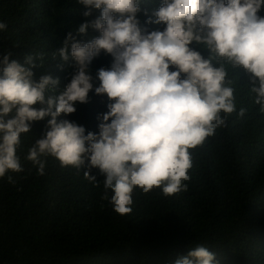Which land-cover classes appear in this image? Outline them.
Returning a JSON list of instances; mask_svg holds the SVG:
<instances>
[{
  "label": "trees",
  "instance_id": "1",
  "mask_svg": "<svg viewBox=\"0 0 264 264\" xmlns=\"http://www.w3.org/2000/svg\"><path fill=\"white\" fill-rule=\"evenodd\" d=\"M139 3L140 27L163 31L166 24L148 23L156 19L154 12L163 0ZM88 10L78 0H0V22L7 24L0 30V67L10 53V62L30 68L34 81L45 75L58 78L46 97L59 95L75 72L71 42L69 60L59 55L68 33L81 43L100 35L91 26L86 34L78 33L82 23L101 15L92 8L85 17ZM258 15L264 17L262 9ZM189 47L205 59L212 55L202 43L193 41ZM113 59L104 50L93 59L88 71L94 87L88 102H77V111L61 114L58 121H74L86 134L99 133L98 116L107 113L113 101L95 93L100 85L97 72L110 68ZM213 65L219 67L215 60ZM232 69V79H226L232 81L228 86L234 88L236 111L221 113L226 126L190 149L193 167L191 179L185 181L187 190L164 196L160 188L147 194L136 188L132 212L124 216L102 199L104 176L97 168L91 170L97 177L91 182L85 179L86 168L61 167L58 159L42 155L45 168L39 174V165L26 157L51 117L32 122L17 147L23 171L9 170L0 177V264H175L197 245L214 253L218 264H264V113L254 103L252 81L246 80L252 74L242 66ZM241 108L246 109L243 117Z\"/></svg>",
  "mask_w": 264,
  "mask_h": 264
},
{
  "label": "clouds",
  "instance_id": "2",
  "mask_svg": "<svg viewBox=\"0 0 264 264\" xmlns=\"http://www.w3.org/2000/svg\"><path fill=\"white\" fill-rule=\"evenodd\" d=\"M101 15L82 23L78 33L91 26L100 32L90 42H77L70 32L59 55L71 58L75 72L57 96L46 97L49 86L59 84L51 75L33 80L34 73L9 55L0 67V177L11 170L23 171L17 156L21 134L31 131V123L47 121L42 136L29 149L27 160L39 165L44 174L42 155L59 160L61 167L86 168L85 179L95 182L93 168L104 176V195L121 215L132 212V193L145 194L160 188L164 196L186 191L193 167L190 149L201 146L217 128L226 126V116L236 111L233 69L243 67L252 76L254 103L264 113V0H163L148 23L166 24L163 31L148 32L140 27L139 0H78ZM7 24L0 22V30ZM207 46L212 55L205 59L189 45ZM113 56L110 68H100L95 87L113 102L109 111L98 116L99 133L61 114L77 111L76 103H87L93 90L89 65L101 51ZM42 55V54H41ZM33 57L27 62L32 64ZM219 67L213 65V61ZM229 64V65H225ZM232 67H231V66ZM174 67L176 70H172ZM183 74V75H182ZM239 76H241L239 74ZM242 77V76H241ZM243 78V77H242ZM258 78V79H257ZM46 105L36 108L34 105ZM246 109L241 108L243 117ZM11 114V115H10ZM10 117V118H9ZM12 182V177H8ZM109 190L111 195L109 196ZM218 264L215 254L197 245L175 264Z\"/></svg>",
  "mask_w": 264,
  "mask_h": 264
}]
</instances>
